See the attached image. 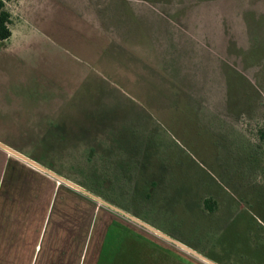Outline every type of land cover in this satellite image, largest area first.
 I'll use <instances>...</instances> for the list:
<instances>
[{
	"label": "rangeland",
	"instance_id": "rangeland-1",
	"mask_svg": "<svg viewBox=\"0 0 264 264\" xmlns=\"http://www.w3.org/2000/svg\"><path fill=\"white\" fill-rule=\"evenodd\" d=\"M5 7L1 141L218 264H264V0ZM111 211L128 229L102 264H209Z\"/></svg>",
	"mask_w": 264,
	"mask_h": 264
},
{
	"label": "crops",
	"instance_id": "crops-1",
	"mask_svg": "<svg viewBox=\"0 0 264 264\" xmlns=\"http://www.w3.org/2000/svg\"><path fill=\"white\" fill-rule=\"evenodd\" d=\"M101 211L109 221L91 197L0 147V264L104 263L111 227L128 228Z\"/></svg>",
	"mask_w": 264,
	"mask_h": 264
},
{
	"label": "water",
	"instance_id": "water-1",
	"mask_svg": "<svg viewBox=\"0 0 264 264\" xmlns=\"http://www.w3.org/2000/svg\"><path fill=\"white\" fill-rule=\"evenodd\" d=\"M0 147L6 149L7 151L15 154L18 157H21L22 159L30 162L31 164L37 166L38 168H40L41 170L45 171L46 173L50 174L51 176H53L54 178L58 179L59 181H62L66 184H69L71 186H73L74 188H76L77 190H79L80 192L86 194L87 196L91 197V199L95 200L96 202L104 205L105 207L117 212L118 214L138 223L139 225H141L142 227H145L146 229L152 231L153 233L157 234L158 236L168 240L169 242H171L172 244L176 245L177 247L184 249L185 251L193 254L194 256L198 257L199 259L208 262L209 264H218L216 262H214L213 260L207 258L206 256L200 254L199 252L195 251L194 249L188 247L187 245H185L184 243L174 239L173 237L167 235L166 233L160 231L159 229L149 225L148 223L140 220L139 218L135 217L134 215H131L130 213L126 212L125 210L113 205L112 203L102 199L101 196L93 193L92 191L84 188L83 186H81L80 184L72 181L71 179L62 176L61 174L57 173L56 171L52 170L51 168L43 165L42 163L38 162L37 160L29 157L28 155L20 152L19 150L15 149L14 147L8 145L7 143H4L3 141L0 140Z\"/></svg>",
	"mask_w": 264,
	"mask_h": 264
},
{
	"label": "trees",
	"instance_id": "trees-1",
	"mask_svg": "<svg viewBox=\"0 0 264 264\" xmlns=\"http://www.w3.org/2000/svg\"><path fill=\"white\" fill-rule=\"evenodd\" d=\"M11 13L5 7V0H0V41H3L11 35ZM130 230V229H129Z\"/></svg>",
	"mask_w": 264,
	"mask_h": 264
}]
</instances>
